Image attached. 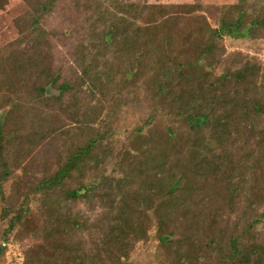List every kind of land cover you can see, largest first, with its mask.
Masks as SVG:
<instances>
[{"label": "trees", "instance_id": "obj_1", "mask_svg": "<svg viewBox=\"0 0 264 264\" xmlns=\"http://www.w3.org/2000/svg\"><path fill=\"white\" fill-rule=\"evenodd\" d=\"M22 1L18 36L0 47V261L13 234L36 225L41 243L20 264H121L152 221L170 264H264V244L252 239L264 221L262 65L238 58L213 72L203 62L220 57L218 41L232 30L263 38L264 10L247 16L249 3H227L211 26L195 2ZM55 16L61 31L47 27ZM68 34L69 78L51 53L53 40ZM83 84L112 100L141 93L148 111L114 151L96 101L81 110L74 142L41 169L20 165L22 156L54 149L51 108L65 110L70 96L75 116ZM244 187L251 197L225 220ZM96 198L106 218L99 225L74 210Z\"/></svg>", "mask_w": 264, "mask_h": 264}, {"label": "rangeland", "instance_id": "obj_2", "mask_svg": "<svg viewBox=\"0 0 264 264\" xmlns=\"http://www.w3.org/2000/svg\"><path fill=\"white\" fill-rule=\"evenodd\" d=\"M163 2L171 3H199L201 7L197 10V13L204 14L208 23L211 26H217L220 9L223 5L227 3L239 2L240 0H157ZM249 3V8L247 10V16L258 13L261 10H264V0H243ZM26 9V5L22 0H8L6 6L3 9H0V47L5 45L11 40H14L17 36V29L14 25V17L18 16ZM47 27L50 29H55L61 31L59 19L55 18L50 19L47 22ZM64 29V27H63ZM231 37L223 34L218 42L222 44L223 52L220 57L215 55H210L205 57L203 60L206 68L210 71H219L221 67L232 63L233 60L238 58L244 59H254L261 63L262 68L261 72L264 74V37L247 39V38H237L234 37L236 31H231ZM75 37L70 36L69 34L66 37H60L59 40H53L51 47L52 53V62L55 66L60 65L63 68V76L70 77L69 65H71L70 53L75 41ZM55 94H58L54 90ZM77 97L74 101V107L76 106L77 113L75 116L71 117L70 110H68V105L70 96H65L64 98V108L65 110L60 111L55 107L51 108L53 112V117L50 120L51 128L57 129L58 135L57 138L51 142V146L54 148L49 155L47 151H41L36 154L35 160L33 155L22 156L19 161L20 165H24L27 169L38 170L42 168L41 163L50 159L53 156H56L59 150H62L63 147L69 146L71 142H74L76 139L73 138L76 132H79V127L82 125V112L81 110L86 109L87 107L93 106L97 101L100 105V110L102 117L105 118V125H108L112 128L114 133V144L113 150L117 151L120 148L119 139L124 138L129 134L131 129L138 124L140 120L144 117L148 111L147 101L145 97H142L141 93L138 98L126 99L123 100H112L103 96L91 95L89 92L88 84H83L77 89ZM89 108L86 110L89 111ZM73 109V108H72ZM67 110L69 112H67ZM79 130V131H78ZM43 148V147H42ZM35 161H39L37 164ZM20 171V170H19ZM111 171V167L107 169L106 173ZM119 174V172L117 173ZM116 175V173H115ZM26 179L27 182L32 181V178ZM243 190L235 196V209L234 212L226 215L225 220L232 221L238 214L243 210L244 197H251V194H247V190ZM257 205V204H255ZM257 207L261 210V206ZM79 210L84 212L87 215L88 223H100L105 222L106 218L103 215L104 207L101 206V203L96 198V202L93 204H88L87 202L79 201L74 205V210ZM255 211H251L249 215L252 217L255 215ZM229 223V222H228ZM230 224V223H229ZM148 228V237L138 240L133 248L128 253L127 258L121 264H170V255L168 249L156 238L155 236V224L151 222L146 223ZM36 225H31L30 228L22 230L19 228L12 236L11 243L7 246V250L1 259V264H20L23 258V255L29 246H33L37 243H41V238L34 233L36 232ZM94 230H98L95 227H92ZM34 235V236H33ZM77 238H83L88 247H91V243L88 241V237L82 236L78 233ZM201 239V237H200ZM252 239L264 244V221L260 222L253 232ZM202 240V239H201Z\"/></svg>", "mask_w": 264, "mask_h": 264}]
</instances>
